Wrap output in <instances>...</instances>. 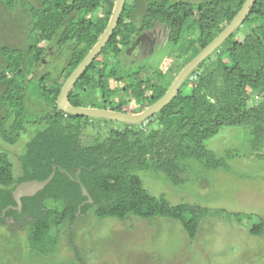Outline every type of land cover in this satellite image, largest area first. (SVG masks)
<instances>
[{"label":"trees","instance_id":"1","mask_svg":"<svg viewBox=\"0 0 264 264\" xmlns=\"http://www.w3.org/2000/svg\"><path fill=\"white\" fill-rule=\"evenodd\" d=\"M115 1L0 0V136L16 144L31 122L44 123L20 156L19 174L9 154L0 152V225L27 231L29 246L45 256L57 251L62 228L71 227L79 214L92 209L99 219L179 221L194 239L203 216L201 207L173 204L166 195L149 192L140 173H163L178 184L183 181L185 159L206 167L225 166L224 159H217L206 145L225 127H243L250 145L264 151V0H256L244 22L192 72L160 112L144 124L119 122L124 127H111L106 138L97 131L93 140H86V126L93 118L60 110L57 99L65 81L103 34ZM245 2L126 0L110 40L70 91V103L84 106V94L99 102L91 101V107L141 112L167 91L161 77L170 60L152 70L163 85L150 86L148 78L126 82L122 73L135 66L128 67L124 59H134L127 53L135 51L132 43L144 39L148 31L166 29L164 48L191 51L188 63L232 22ZM154 50L149 51L151 56ZM63 52L62 65L45 66L44 61H56ZM132 101L137 111L130 107ZM53 172L44 189L22 198L21 210L13 208L18 184L45 180ZM83 187L92 203L87 202ZM9 206L13 207L4 213ZM232 215L239 217L228 213ZM263 232L262 221L251 230L255 235Z\"/></svg>","mask_w":264,"mask_h":264},{"label":"rangeland","instance_id":"2","mask_svg":"<svg viewBox=\"0 0 264 264\" xmlns=\"http://www.w3.org/2000/svg\"><path fill=\"white\" fill-rule=\"evenodd\" d=\"M165 41H158L161 44L156 45L152 56H144L143 61L124 57L128 67L135 65L131 72L128 69L122 73L126 82L148 78L150 86L157 82L163 85L152 70L166 66L170 60L161 77L166 87H170L185 67L191 51H168L164 48ZM147 50L153 48L147 46ZM64 53L56 61H44L45 66L53 69L55 65H62L66 58ZM57 76L60 71L56 72ZM115 85L113 82L112 86ZM81 101L84 106H89L91 101L99 103L92 98L90 101L84 94ZM130 107L138 110L134 101ZM43 124L35 119L16 144L0 136V152L9 154L17 174L27 142ZM115 126L124 127L119 122L93 118L86 126L89 135L84 137L93 140L100 131L106 138L110 128ZM206 145L217 159H224L225 166L206 167L198 160L185 159L182 161L183 181L178 184L163 173H140L149 192L157 196L164 194L173 204L189 202L201 207L203 216L194 239L189 238L179 221L164 217L99 219L92 209L79 214L71 227L62 228L57 251L47 256L29 246L24 229L10 230L0 225V264H264V232L251 233L255 224L264 222V151L250 145L248 132L243 127L222 128ZM228 213H239V217H230ZM50 232L55 234L57 229L52 227Z\"/></svg>","mask_w":264,"mask_h":264},{"label":"water","instance_id":"3","mask_svg":"<svg viewBox=\"0 0 264 264\" xmlns=\"http://www.w3.org/2000/svg\"><path fill=\"white\" fill-rule=\"evenodd\" d=\"M256 0H246L245 4L238 12L236 17L232 22L204 49H202L190 62H188L185 67L179 72L173 83L167 89L165 94L159 98L157 101L147 106L144 110L139 113H127L117 110L91 107V106H74L69 101V94L72 90L74 84L77 82L79 77L83 74L86 68L94 60V58L102 51L106 46L107 42L110 40L118 22L121 18L122 12L125 7L126 0H116L113 13L111 18L101 35L98 42L93 46V48L84 57L81 63L76 67V69L71 73L68 79L65 81L61 88V92L57 99L58 108L66 113L85 116L90 118H103L108 120H114L121 123L138 125L145 122L148 118L154 114L160 112L167 104H169L174 97L178 94L180 88L184 84L187 78L190 77L192 72L210 55L212 54L235 30L240 26L255 4ZM55 172L45 180H30L24 181L18 184L14 191L13 196L17 202V206H9L4 210V213L9 208H16L21 210L22 208V198L31 197L37 194L40 190L44 189L46 185L52 180ZM83 193L89 199L87 202H93L89 192L85 187H83ZM80 211L78 212V214Z\"/></svg>","mask_w":264,"mask_h":264},{"label":"flooded vegetation","instance_id":"4","mask_svg":"<svg viewBox=\"0 0 264 264\" xmlns=\"http://www.w3.org/2000/svg\"><path fill=\"white\" fill-rule=\"evenodd\" d=\"M165 34H166V29H160V30H158L156 32L148 31V32H146L145 37H143L144 39L141 40V38H138L137 40H135V42L133 43V46L136 47V49H134L135 51H131V50L127 51V53L129 55H134V59H131V61H135V60H138V59H140V60L142 59V61H143V59H144L143 57L144 56H147V55L151 54V53L148 52V50L146 51V47L147 46H149L151 48L154 47L153 49H155V47H156V45L158 43L161 44L158 41H161L162 39H164L163 37H164ZM135 43H138L139 47H141V48H138V46H136ZM144 44H148V45L145 47Z\"/></svg>","mask_w":264,"mask_h":264}]
</instances>
